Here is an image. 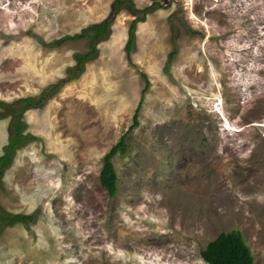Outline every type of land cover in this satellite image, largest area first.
Here are the masks:
<instances>
[{
	"label": "rangeland",
	"instance_id": "1",
	"mask_svg": "<svg viewBox=\"0 0 264 264\" xmlns=\"http://www.w3.org/2000/svg\"><path fill=\"white\" fill-rule=\"evenodd\" d=\"M117 1L0 0V102L48 95L0 175V207L36 219L5 227L0 264H206L231 231L264 264V0ZM111 18L79 72L91 39L57 42Z\"/></svg>",
	"mask_w": 264,
	"mask_h": 264
},
{
	"label": "trees",
	"instance_id": "2",
	"mask_svg": "<svg viewBox=\"0 0 264 264\" xmlns=\"http://www.w3.org/2000/svg\"><path fill=\"white\" fill-rule=\"evenodd\" d=\"M129 0H118L115 4V12L119 13L122 7ZM132 4V2H129ZM154 5H152L153 7ZM139 13V10L136 9ZM146 12V11H141ZM138 20L144 21L145 17H139ZM113 19H108L102 24H97L89 27L84 31L82 35H77L70 38H65L62 41L57 42V45L65 43L69 40L79 41L87 37L91 39V52L85 55H77V69L83 71V65L92 57L94 52H96V47L94 42H97L98 39L102 38L105 33L108 31V27ZM136 21V22H137ZM136 22L133 24V29L131 33V39L128 42L127 50L130 53L133 46V30L136 26ZM93 33V34H91ZM143 79L147 84V88L150 85V81L146 74L142 75ZM63 83L59 84L61 86ZM146 92V91H145ZM47 93L42 94V96L35 98L30 97L26 98L23 101H20L21 107L18 108V105H8L0 102V108L4 110L3 113H0V120L12 117V135L9 144L4 149L3 156L0 157V175L5 171V169L10 166L13 161L15 152L24 147L27 143L36 140L35 137L26 135L24 132L26 130V124L23 121L24 114L30 108H37L41 106L47 99ZM136 112L134 117V126L136 128L139 125V115ZM127 138L128 134L122 137L120 143L112 148V150L104 158V166L100 174L101 186L107 191L111 198H114L118 191V175L114 165V159L120 153H126L127 151ZM36 221L34 215H13L6 212L2 207H0V237L3 233V230L7 226H15L17 224H22L24 226H29L30 224ZM201 257L206 264H255V258L252 254V251L249 245L246 243L243 235L239 231H231L221 233L214 241L208 244L205 251L201 253Z\"/></svg>",
	"mask_w": 264,
	"mask_h": 264
}]
</instances>
